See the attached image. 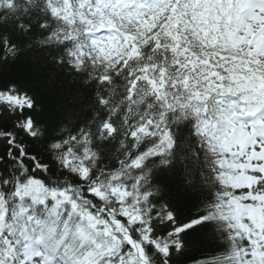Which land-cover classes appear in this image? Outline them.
<instances>
[{"label":"snow or ice","instance_id":"1","mask_svg":"<svg viewBox=\"0 0 264 264\" xmlns=\"http://www.w3.org/2000/svg\"><path fill=\"white\" fill-rule=\"evenodd\" d=\"M0 264H264V0H0Z\"/></svg>","mask_w":264,"mask_h":264},{"label":"trees","instance_id":"2","mask_svg":"<svg viewBox=\"0 0 264 264\" xmlns=\"http://www.w3.org/2000/svg\"><path fill=\"white\" fill-rule=\"evenodd\" d=\"M46 110H47V106H46ZM195 206L194 202L188 206H186V208L184 209V211L186 213H190L192 211V208Z\"/></svg>","mask_w":264,"mask_h":264}]
</instances>
